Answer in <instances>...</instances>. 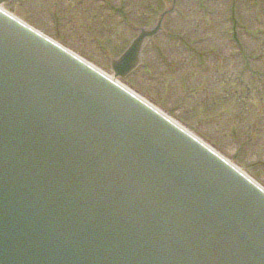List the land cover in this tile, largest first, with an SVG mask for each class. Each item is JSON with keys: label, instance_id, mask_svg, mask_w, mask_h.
I'll use <instances>...</instances> for the list:
<instances>
[{"label": "water", "instance_id": "1", "mask_svg": "<svg viewBox=\"0 0 264 264\" xmlns=\"http://www.w3.org/2000/svg\"><path fill=\"white\" fill-rule=\"evenodd\" d=\"M0 264H264V192L0 11Z\"/></svg>", "mask_w": 264, "mask_h": 264}, {"label": "rangeland", "instance_id": "2", "mask_svg": "<svg viewBox=\"0 0 264 264\" xmlns=\"http://www.w3.org/2000/svg\"><path fill=\"white\" fill-rule=\"evenodd\" d=\"M5 9L109 77L110 58L167 13L137 69L116 81L264 190V0H13Z\"/></svg>", "mask_w": 264, "mask_h": 264}, {"label": "bare ground", "instance_id": "3", "mask_svg": "<svg viewBox=\"0 0 264 264\" xmlns=\"http://www.w3.org/2000/svg\"><path fill=\"white\" fill-rule=\"evenodd\" d=\"M0 9H1V6H0ZM3 10H5V13L9 14L8 11H7L5 8H4ZM9 15H10V14H9ZM138 63H139V62H138ZM108 80H110V81H112V82L114 81L111 77H109Z\"/></svg>", "mask_w": 264, "mask_h": 264}]
</instances>
